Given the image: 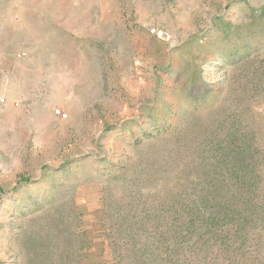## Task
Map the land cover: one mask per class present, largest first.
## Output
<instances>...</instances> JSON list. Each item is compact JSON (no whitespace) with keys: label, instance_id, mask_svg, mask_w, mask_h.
<instances>
[{"label":"rangeland","instance_id":"rangeland-1","mask_svg":"<svg viewBox=\"0 0 264 264\" xmlns=\"http://www.w3.org/2000/svg\"><path fill=\"white\" fill-rule=\"evenodd\" d=\"M1 99L0 264H264V0H0ZM229 124L238 231L183 197Z\"/></svg>","mask_w":264,"mask_h":264},{"label":"trees","instance_id":"trees-1","mask_svg":"<svg viewBox=\"0 0 264 264\" xmlns=\"http://www.w3.org/2000/svg\"><path fill=\"white\" fill-rule=\"evenodd\" d=\"M210 145L212 171L190 184L184 192L187 203L205 214L202 223L211 228L225 225L241 230L247 220L260 216L258 189V148L249 134H239L233 124ZM198 213V209H194ZM240 221V222H239Z\"/></svg>","mask_w":264,"mask_h":264},{"label":"built area","instance_id":"built-area-1","mask_svg":"<svg viewBox=\"0 0 264 264\" xmlns=\"http://www.w3.org/2000/svg\"><path fill=\"white\" fill-rule=\"evenodd\" d=\"M0 104L1 105H5V101L3 99H1L0 100ZM14 105H15V107H18L19 106V102H15ZM53 113H54V115L57 118H59L61 120H66L67 119V115L62 113V112H60V110H55Z\"/></svg>","mask_w":264,"mask_h":264}]
</instances>
